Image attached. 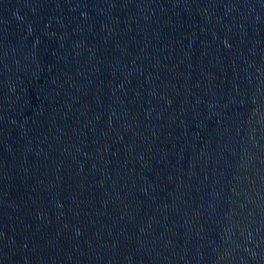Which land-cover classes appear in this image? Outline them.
<instances>
[{"label":"water","instance_id":"1","mask_svg":"<svg viewBox=\"0 0 264 264\" xmlns=\"http://www.w3.org/2000/svg\"><path fill=\"white\" fill-rule=\"evenodd\" d=\"M0 264H264V0H0Z\"/></svg>","mask_w":264,"mask_h":264}]
</instances>
